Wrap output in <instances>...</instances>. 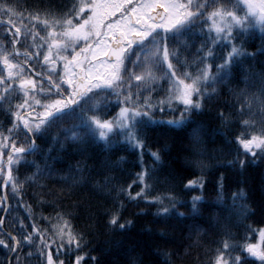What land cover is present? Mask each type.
<instances>
[{"label": "snow or ice", "instance_id": "1", "mask_svg": "<svg viewBox=\"0 0 264 264\" xmlns=\"http://www.w3.org/2000/svg\"><path fill=\"white\" fill-rule=\"evenodd\" d=\"M0 17H6L0 19L4 29L0 35V108L11 116L7 129L0 127L4 183H11L14 191L23 186L13 175V166L22 163L34 165L33 176L39 175V164L26 158L41 151L37 141L50 127L73 119L77 123L63 129L67 139L83 142L87 138L106 150L116 143L138 150L141 168L127 187L110 186L108 178L101 186L114 193L105 212L108 226L125 230L132 223L121 222L125 201L141 198L157 204L155 214L162 218L184 217V212L176 211L182 202L171 193L151 195L153 170L143 163L144 132L157 123V109L179 112L161 123L183 127L193 112L203 108L205 100L216 95L217 83L230 79L235 66L256 55L245 51L242 40L237 41L250 29L258 27L264 32V0H73L58 18L48 12L29 13L31 28L13 19H25L15 5L0 0ZM22 35L28 42L23 49ZM197 36L204 39L189 58L184 53ZM260 83L257 93L248 95L242 90L238 94L235 110L240 128L235 143L253 158L264 157V74ZM161 89L164 94L156 99ZM109 96L119 104L114 115L108 114ZM219 118L225 124L233 122L222 111ZM198 131L193 129L197 141ZM149 155L153 164L160 162L159 150L149 151ZM237 162L241 167L246 163L241 159L228 164ZM197 165L203 168L199 161ZM223 181L221 174L217 182L220 199ZM203 185L200 176L188 179L185 188ZM134 186H139V191L134 192ZM202 199L199 195L191 198V212L198 211ZM246 200L244 189L232 193L230 208L243 219L252 214ZM3 220L0 217V227ZM20 229L19 234L0 233V246L14 257L15 264H31L34 257L38 264H66L60 257L73 251L80 254L72 264L85 260L84 234L62 214H57L50 229L33 223L28 231L23 221ZM248 231L253 229L249 226ZM255 231V243L235 242L231 232L225 231L217 246L208 250V264H264V226Z\"/></svg>", "mask_w": 264, "mask_h": 264}, {"label": "trees", "instance_id": "2", "mask_svg": "<svg viewBox=\"0 0 264 264\" xmlns=\"http://www.w3.org/2000/svg\"><path fill=\"white\" fill-rule=\"evenodd\" d=\"M9 2L25 17L23 21L18 17L13 19L31 28L27 19L29 13L48 12L53 18H58L71 7L73 0ZM202 39L204 37H194L190 41V50L184 54L191 58ZM241 40L245 51L256 55L235 66L230 79L217 83L216 95L205 100L201 110L193 112L183 127H170L161 122L178 116L179 112L173 113L165 108L161 113L157 109L154 114L157 123L144 132L147 143L143 163L153 170L151 195L171 193L182 202L176 211L184 212V217L172 215L162 218L155 214L157 204L147 203L141 198L125 201L121 222L132 221L125 230H114L108 226L105 212L111 206L114 193L109 194L101 186L108 178L110 186L127 187L141 168L138 150L119 143L106 150L103 144L93 143L87 138L83 142H74L66 138L63 129L77 121L65 119L50 127L37 141L41 151L26 158L39 164L42 170L39 175L33 176L36 168L30 163L13 166V175L18 178V183L23 182V186L15 191L11 183L6 186L8 210L0 233L11 231L19 234L20 221L24 222L28 231L33 223L40 229H50L57 214H62L78 233L84 234L87 247L82 249L86 255L81 264H208L211 255L208 250L217 246L225 231L231 232L235 242L255 243L258 235L255 230L264 226V157L253 158L235 143L234 136L240 131L235 110L238 94L242 90L252 95L261 86L264 32L258 27L250 29L237 42ZM21 42L23 49L28 43L23 35ZM36 70H40L38 64ZM163 94L161 89L155 98L159 99ZM109 100L108 114L114 115L119 104L114 96H109ZM221 111L233 122L222 123L219 118ZM10 122L11 116L0 108V127L7 129ZM193 129L199 130L198 141L194 139ZM54 137L57 138L55 141ZM157 150L161 160L153 164L149 151ZM241 159L246 161L243 167L238 162L228 164V161ZM197 161L203 168L197 165ZM221 174L224 175L222 199L218 198L217 192ZM200 176L204 179L202 188H185L188 179ZM74 180L77 182L74 183ZM2 182L0 175V217L5 208ZM241 188L246 192V203L252 213L247 219L238 217L230 208L232 193ZM133 191H139V186H134ZM194 195L203 197L195 213L191 212ZM168 203L165 199L164 204ZM249 226L253 231H248ZM165 253H170V256ZM77 254L80 253L73 251L60 258L66 264H72ZM9 256V252L0 246V264H7ZM92 257L96 258L95 261ZM10 259L15 264L14 257ZM249 260L252 261V258ZM31 264H38V257H34ZM253 264L258 262L253 261Z\"/></svg>", "mask_w": 264, "mask_h": 264}, {"label": "water", "instance_id": "3", "mask_svg": "<svg viewBox=\"0 0 264 264\" xmlns=\"http://www.w3.org/2000/svg\"><path fill=\"white\" fill-rule=\"evenodd\" d=\"M7 185L4 183V181L2 182V185H1V189H2V192H3V196L5 198V208H4V212H3L2 216H1L3 218H5V215H6L7 210H8V201H7V197H6V186ZM3 222H4V220H3ZM1 228H3V226ZM10 258H11V256H9V258L7 260V264H9Z\"/></svg>", "mask_w": 264, "mask_h": 264}, {"label": "flooded vegetation", "instance_id": "4", "mask_svg": "<svg viewBox=\"0 0 264 264\" xmlns=\"http://www.w3.org/2000/svg\"><path fill=\"white\" fill-rule=\"evenodd\" d=\"M1 29H3V28H0V30H1ZM3 32H4V30H3ZM3 32H2V33H0V35H2V34H3ZM21 37H22V36H21ZM20 39H21V38H20ZM22 43H23V42H21V45H23ZM21 45H20V46H21ZM21 47H22V46H21ZM34 63H35V62H34Z\"/></svg>", "mask_w": 264, "mask_h": 264}]
</instances>
